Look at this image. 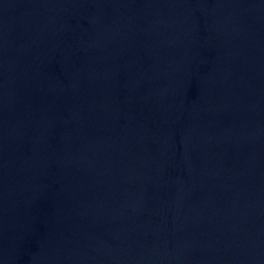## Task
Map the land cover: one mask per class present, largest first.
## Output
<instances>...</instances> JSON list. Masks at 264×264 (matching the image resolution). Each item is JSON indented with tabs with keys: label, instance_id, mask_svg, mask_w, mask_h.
Listing matches in <instances>:
<instances>
[{
	"label": "water",
	"instance_id": "water-1",
	"mask_svg": "<svg viewBox=\"0 0 264 264\" xmlns=\"http://www.w3.org/2000/svg\"><path fill=\"white\" fill-rule=\"evenodd\" d=\"M0 264H264V0H0Z\"/></svg>",
	"mask_w": 264,
	"mask_h": 264
}]
</instances>
